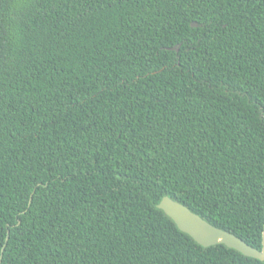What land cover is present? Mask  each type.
Returning <instances> with one entry per match:
<instances>
[{
	"label": "trees",
	"instance_id": "trees-1",
	"mask_svg": "<svg viewBox=\"0 0 264 264\" xmlns=\"http://www.w3.org/2000/svg\"><path fill=\"white\" fill-rule=\"evenodd\" d=\"M164 196L261 247L264 0H0V264H264Z\"/></svg>",
	"mask_w": 264,
	"mask_h": 264
},
{
	"label": "water",
	"instance_id": "water-1",
	"mask_svg": "<svg viewBox=\"0 0 264 264\" xmlns=\"http://www.w3.org/2000/svg\"><path fill=\"white\" fill-rule=\"evenodd\" d=\"M192 26H197V23L193 22ZM157 207L162 209L181 231L187 233L201 246L209 247L216 244H224L229 248L239 251L245 256L258 259L264 263V221L261 232V247L258 249L232 232L209 223L186 205L168 196L162 197ZM7 237L5 240H7ZM3 248L4 245L1 248L0 261Z\"/></svg>",
	"mask_w": 264,
	"mask_h": 264
}]
</instances>
